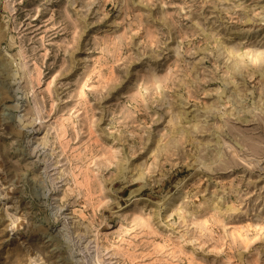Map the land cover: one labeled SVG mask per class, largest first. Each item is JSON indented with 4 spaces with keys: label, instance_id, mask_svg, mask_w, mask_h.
Listing matches in <instances>:
<instances>
[{
    "label": "rangeland",
    "instance_id": "obj_1",
    "mask_svg": "<svg viewBox=\"0 0 264 264\" xmlns=\"http://www.w3.org/2000/svg\"><path fill=\"white\" fill-rule=\"evenodd\" d=\"M0 264H264V0H0Z\"/></svg>",
    "mask_w": 264,
    "mask_h": 264
}]
</instances>
